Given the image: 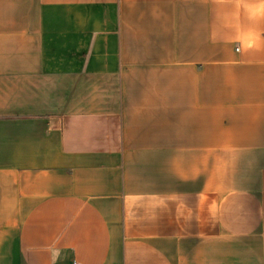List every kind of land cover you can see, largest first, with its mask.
I'll use <instances>...</instances> for the list:
<instances>
[{
    "label": "crops",
    "instance_id": "0c3cea01",
    "mask_svg": "<svg viewBox=\"0 0 264 264\" xmlns=\"http://www.w3.org/2000/svg\"><path fill=\"white\" fill-rule=\"evenodd\" d=\"M264 264V0H0V264Z\"/></svg>",
    "mask_w": 264,
    "mask_h": 264
},
{
    "label": "built area",
    "instance_id": "2783aa9c",
    "mask_svg": "<svg viewBox=\"0 0 264 264\" xmlns=\"http://www.w3.org/2000/svg\"><path fill=\"white\" fill-rule=\"evenodd\" d=\"M73 264H80L79 262L75 261Z\"/></svg>",
    "mask_w": 264,
    "mask_h": 264
}]
</instances>
